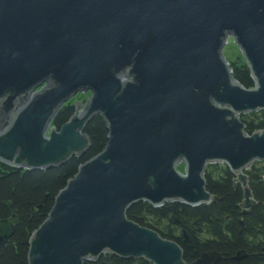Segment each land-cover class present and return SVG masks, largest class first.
Returning a JSON list of instances; mask_svg holds the SVG:
<instances>
[{"label":"water","instance_id":"1","mask_svg":"<svg viewBox=\"0 0 264 264\" xmlns=\"http://www.w3.org/2000/svg\"><path fill=\"white\" fill-rule=\"evenodd\" d=\"M228 36L253 89L233 79L222 56ZM87 90V102L51 127ZM260 110L264 0H0V163L55 167L85 153L93 116L108 130L104 149L78 168L32 233L27 264L102 255L186 264L176 243L128 220L127 210L208 204L204 170L222 164L241 183L246 212L256 202L243 171L264 161V130L247 135L239 115ZM218 260L203 254L194 264Z\"/></svg>","mask_w":264,"mask_h":264},{"label":"trees","instance_id":"2","mask_svg":"<svg viewBox=\"0 0 264 264\" xmlns=\"http://www.w3.org/2000/svg\"><path fill=\"white\" fill-rule=\"evenodd\" d=\"M228 64L234 80L245 89L254 88L250 70L240 57ZM74 111L75 105L66 102L50 126L59 130ZM239 119L247 135L264 130V110L241 114ZM83 133L89 139L85 153L61 165L27 170L0 163V232L5 236L4 243L0 245V264H27L32 233L47 218L59 191L82 164L104 149L108 130L101 115L93 116L85 124ZM243 173L248 177L247 186L257 205L244 214L239 208L243 189L236 183V177L224 165L208 164L203 177L206 191L213 198L212 203L195 207L174 203V213H170L168 204L155 208L146 202H138L129 207L126 217L176 243L186 264H192L202 254L212 252L220 254L224 263L264 264V253H261L257 238V230L260 229L264 242V162H254ZM238 253L240 258L236 259ZM84 264L150 263L143 259L102 255L96 261Z\"/></svg>","mask_w":264,"mask_h":264},{"label":"rangeland","instance_id":"3","mask_svg":"<svg viewBox=\"0 0 264 264\" xmlns=\"http://www.w3.org/2000/svg\"><path fill=\"white\" fill-rule=\"evenodd\" d=\"M222 56L224 57L225 61L228 62V63H231V62L235 61L238 57H240L245 62L243 54H242L241 50L239 49V47L234 42V39H233L232 36H228L226 38V43H225V45H224V47L222 49ZM127 80H129V78H127ZM43 86H44V84H43ZM38 89H40V87ZM90 95H91V92L89 90L78 92L73 97L68 99L67 102H69V103H71L73 105H75L76 102H79L80 104L84 105L87 102V100L89 99ZM254 162L262 164V162H264V161H254ZM216 165L222 166V164H216ZM177 169H178L179 172L184 173V165L182 163H180L178 165ZM232 174L234 175V173H232ZM238 183L241 186V183L240 182H238Z\"/></svg>","mask_w":264,"mask_h":264},{"label":"flooded vegetation","instance_id":"4","mask_svg":"<svg viewBox=\"0 0 264 264\" xmlns=\"http://www.w3.org/2000/svg\"><path fill=\"white\" fill-rule=\"evenodd\" d=\"M246 177H247V176H246ZM247 181H248V177H247ZM236 183L239 184L237 181H236ZM241 187H242V186H241ZM247 187H248V186H247ZM212 202H213V198H212V200H211L210 203H212ZM208 204H209V203H208ZM256 206H257L256 204L253 205L251 208H249L248 210H246V212L249 211V210H251V209H254ZM263 206H264V205H263ZM239 208H240V206H239ZM240 210H241L242 214L245 213V212H243V209H242V208H240ZM239 222H241V219L239 220ZM240 224H241V223H240ZM259 227H260V224H259L258 228H259ZM257 233H258V236H259V237H257V238H259L258 246L260 247V249H261V253L263 254V253H264V242H262V239H261V238L263 237V236H262L263 234L260 233V229L257 230ZM183 236H185V235L183 234ZM204 254L214 255V254H218V253H214V252H212V253H204ZM238 254H239V253H238ZM202 255H203V254H202ZM202 255H201V256H202ZM218 255H219V260H218L217 262H215V263L210 262L209 264H239V262H237V261H236V262H225V263H224V262L221 261V256H220V254H218ZM239 255H240V254H239ZM201 256H200L198 259H200ZM243 256H244V255H243ZM243 256H242V257H243ZM258 256H259V255H258ZM239 258H240V256H239ZM198 259H197V260H198ZM197 260H196V261H197ZM258 260H259V259H258ZM196 261H194V262H196ZM194 262H193L192 264H194Z\"/></svg>","mask_w":264,"mask_h":264},{"label":"bare ground","instance_id":"5","mask_svg":"<svg viewBox=\"0 0 264 264\" xmlns=\"http://www.w3.org/2000/svg\"><path fill=\"white\" fill-rule=\"evenodd\" d=\"M123 78H124V77L122 76V79H123ZM78 115L81 116V115H82V112H79Z\"/></svg>","mask_w":264,"mask_h":264}]
</instances>
